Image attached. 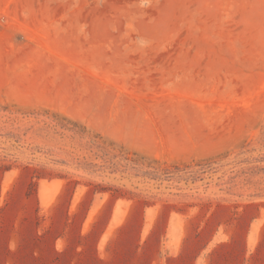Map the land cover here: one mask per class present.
<instances>
[{
	"label": "rangeland",
	"instance_id": "rangeland-1",
	"mask_svg": "<svg viewBox=\"0 0 264 264\" xmlns=\"http://www.w3.org/2000/svg\"><path fill=\"white\" fill-rule=\"evenodd\" d=\"M0 162V264H264V0H0Z\"/></svg>",
	"mask_w": 264,
	"mask_h": 264
},
{
	"label": "trees",
	"instance_id": "trees-1",
	"mask_svg": "<svg viewBox=\"0 0 264 264\" xmlns=\"http://www.w3.org/2000/svg\"><path fill=\"white\" fill-rule=\"evenodd\" d=\"M1 163V162H0ZM3 167H5V169H8V168H6V165H3Z\"/></svg>",
	"mask_w": 264,
	"mask_h": 264
}]
</instances>
